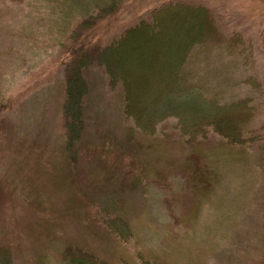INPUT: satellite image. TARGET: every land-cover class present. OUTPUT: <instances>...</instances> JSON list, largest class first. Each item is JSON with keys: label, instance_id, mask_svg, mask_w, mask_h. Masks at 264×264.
Returning a JSON list of instances; mask_svg holds the SVG:
<instances>
[{"label": "rangeland", "instance_id": "rangeland-1", "mask_svg": "<svg viewBox=\"0 0 264 264\" xmlns=\"http://www.w3.org/2000/svg\"><path fill=\"white\" fill-rule=\"evenodd\" d=\"M168 1L202 4L230 40L228 47L217 42L187 63L204 96L220 103L245 99L253 108L245 127L251 139L244 135L240 161L214 156L222 181L195 215L189 213L186 172L179 168L184 145L175 117L155 125L163 179L151 174L143 186L105 196L85 187L102 175L101 139L106 147L118 146L132 126L121 117L118 89L106 85L99 66L86 72L90 90L80 152L88 151L76 168L78 183L61 185L54 178L62 164H52L64 143L61 83L70 47L84 34L91 44L106 45ZM105 2L0 0V242L10 248L13 264H62L58 254L66 239L98 254L114 245L83 225L89 202L128 221L133 237L120 244L128 251L160 252L174 264H264V0H119L106 17L95 15ZM134 53L127 50V63ZM152 73L141 80L142 88L155 84L160 71ZM218 139L210 132L205 148ZM108 155L109 165L117 154Z\"/></svg>", "mask_w": 264, "mask_h": 264}, {"label": "trees", "instance_id": "trees-1", "mask_svg": "<svg viewBox=\"0 0 264 264\" xmlns=\"http://www.w3.org/2000/svg\"><path fill=\"white\" fill-rule=\"evenodd\" d=\"M107 1L98 7L95 15L105 14L106 17L119 3V0ZM118 35L108 44L99 45L91 44V35L84 34L69 49L61 83L64 143L61 157L56 161L52 159V164H62L61 174L54 179L61 185L79 181L76 168L88 151L87 147L80 152L88 111L86 97L90 90L86 72L96 65L103 68L106 85L118 89L121 117L130 119L132 126L124 129L118 146L106 147L105 138L101 139L99 150L103 157L100 156L97 163L101 165L102 175L88 179L85 187L95 193L100 190L105 196V191L111 193L143 186L151 174L163 179L165 165L160 162L161 156L155 155L160 146V140L154 136L155 125L175 117L184 145L178 159L179 168L188 178L189 213L198 214L222 181L214 156L223 157L228 164L240 161L246 141L244 135L250 136V130L245 132V127L253 117V108L247 106L245 99L220 103L205 97L196 72L188 68L187 63L217 42L220 47H228L230 40L221 35L214 16L206 7L185 1L162 3L150 10L148 18H140ZM127 50L135 51L131 63L124 59ZM158 59L162 64L157 63ZM152 72L159 73L155 84L142 88L141 80H148ZM210 132L220 139L215 141L213 148H205ZM250 139L251 136L247 137V141ZM144 140L147 141L145 145L142 144ZM109 153L113 157L117 154V158L108 165ZM88 202L85 199V204ZM88 209L90 212L84 214L85 228L97 240L105 237L114 245L98 254L66 239L58 254L62 264H174V260L160 252H131L121 248V242L133 237L128 221L119 212L111 213L110 207L89 202ZM13 262L10 248L0 242V264Z\"/></svg>", "mask_w": 264, "mask_h": 264}]
</instances>
